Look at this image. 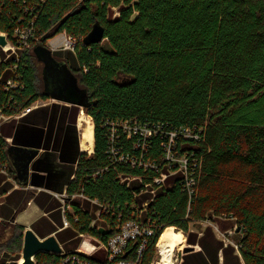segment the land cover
Segmentation results:
<instances>
[{"label":"trees","instance_id":"trees-1","mask_svg":"<svg viewBox=\"0 0 264 264\" xmlns=\"http://www.w3.org/2000/svg\"><path fill=\"white\" fill-rule=\"evenodd\" d=\"M31 21L36 38L16 73L10 61L0 62V113L7 116L47 98L37 87L41 61L35 53L46 38L66 31L83 39L97 21L105 29L99 43L79 44L76 53L54 52L87 90L84 110L95 136L94 153L81 154L67 192H83L111 209L98 218L97 207L76 200L78 220L70 219L78 236L105 241L120 215L135 212L154 230L142 264H152L166 227H176L188 243L200 246L183 254L179 264H264V0H0V32L9 40L17 25ZM13 76L16 86L7 88ZM136 126L153 130L144 161H156L159 171L108 153L115 129L120 151L139 155L135 145L144 138ZM185 129L197 135H180L176 148L188 155L192 195L185 176L171 174L163 164L164 132ZM5 147L0 137L2 161ZM160 172L168 176L155 184ZM126 176L142 180L126 182ZM207 220L221 231L234 230L233 242L220 238L211 223L201 233L191 228ZM23 229L11 228L10 253L0 264H17ZM36 259V264H58L60 256L39 253Z\"/></svg>","mask_w":264,"mask_h":264},{"label":"crops","instance_id":"crops-1","mask_svg":"<svg viewBox=\"0 0 264 264\" xmlns=\"http://www.w3.org/2000/svg\"><path fill=\"white\" fill-rule=\"evenodd\" d=\"M46 96L39 98L38 106L27 114L10 115L0 123V137L6 142L3 161L12 177L10 180L0 173V225L8 224L10 231L22 226L23 233L31 228L41 239L54 235L63 251H70L79 246L80 238L75 225L63 226L61 202L55 194L68 191L81 154L94 153L95 136L88 129L91 121L87 120L84 125L92 134L88 136L92 149H83L84 107ZM11 146L23 150L11 151ZM25 149L28 156L34 154L27 169ZM188 245L200 249L199 245ZM4 254L0 252V262Z\"/></svg>","mask_w":264,"mask_h":264},{"label":"built area","instance_id":"built-area-1","mask_svg":"<svg viewBox=\"0 0 264 264\" xmlns=\"http://www.w3.org/2000/svg\"><path fill=\"white\" fill-rule=\"evenodd\" d=\"M114 15H118V11H116ZM0 33L4 34L7 38V44L5 46H0V62L10 61L12 63V69L14 70V73H16L18 69V64L22 59V56L24 55L25 51L30 49L31 47V40L36 38L34 23L33 21H31L26 25H17L12 34L14 40H9L7 33ZM83 40L84 38H78L72 34L67 33L66 31H61L55 33L49 38H46L43 45L49 48L53 53L56 51H69L72 53H76L79 44H82L84 46H90L85 45ZM1 51L3 52L4 56ZM6 85L7 88L16 86L14 76L7 80ZM37 106L38 100L32 103L30 106L25 107L16 114H27L34 107ZM0 110L2 111L1 106ZM8 116L4 115L3 113H0V123ZM133 130L135 132L140 131V134L144 138L142 142H136L135 145L136 148H141V152L139 155L130 154V152L125 153L123 151H120V148L122 150V147L119 146V138L115 135V129L112 130L111 136L109 138L108 153L110 154V156L115 155L116 157H118L119 161H122L126 164L131 163L132 165H138L139 167H151L157 169L158 164L156 161H144V152L148 148L146 139H149L153 135V130L146 127L140 129L137 126L134 127ZM164 133L166 134L168 140L161 142L162 146L165 149L163 164H166L168 166V169L170 170L171 174L175 172H181L185 176L186 186L189 189L188 192L190 195H192V193L194 192V189L192 188L194 182L193 179L188 176L190 166L188 155L180 154L176 150V148L177 138L180 135H183L185 138L197 137V135H194L190 129H185L184 131L172 130ZM174 167H176L177 169L174 170ZM157 171H159V169H157ZM0 173L5 175L8 179L12 180L7 164L1 159ZM167 176V172H160L159 176L154 177L153 182L155 184H161L165 181ZM131 179L142 180L141 177L137 176H126L123 178V180L126 182H129V180ZM148 185V183L144 184V186ZM55 195L59 198L61 202L64 227H69L72 225L70 215L74 217L75 221L78 220V217L75 215L74 212V204L76 200H86L90 202V204L92 205L91 210H94V207H97L96 214L98 218L101 217L102 214L110 212L111 210L110 206L106 202L100 201L96 198H91L83 192L70 194L65 191L61 193H56ZM146 204L147 202L144 203V205ZM117 221L118 223L115 225L116 229L111 232L110 236L105 241L100 240L97 237H91L86 233H80L79 236L85 239L84 243L82 239L77 248L70 251L62 250V252L58 253L60 256L58 264H142L145 255V250L148 244V238L149 236L154 234V230L151 227L145 226L141 219L136 216L135 212L132 213L131 217L126 216L124 218L123 215H120ZM95 223L96 220H93L91 226H95ZM96 227L101 228L102 225H96ZM93 240H95L96 243L92 242ZM91 243L97 244V247L95 250L88 252V248L90 247ZM130 247L131 249H129ZM104 250L105 252L103 253ZM127 251H129V253L125 256ZM22 261L23 259L20 258L19 260H17L16 263L20 264V262ZM7 263L9 262L7 261Z\"/></svg>","mask_w":264,"mask_h":264},{"label":"water","instance_id":"water-1","mask_svg":"<svg viewBox=\"0 0 264 264\" xmlns=\"http://www.w3.org/2000/svg\"><path fill=\"white\" fill-rule=\"evenodd\" d=\"M105 29L100 22H95L90 32L84 38L85 45L99 43L104 39ZM7 44V38L4 34L0 33V46ZM36 56L39 61L43 63V91L44 95L51 96L66 102L85 106L88 102L87 90L79 85L78 77L75 75L69 64L63 60L58 59L54 53L44 45H39L35 49ZM10 150L19 152L23 150L21 147L11 146ZM28 149H25L27 164L25 168L29 167L32 155L28 156ZM35 150L34 153H37ZM26 183V182H25ZM103 233L108 232L100 228ZM195 246L187 245L184 247L183 252L188 253L193 251ZM62 247L54 235H50L41 239L31 228H27L23 233L22 243V259L20 264H36L35 257L41 253H60ZM129 253L126 252L125 256Z\"/></svg>","mask_w":264,"mask_h":264},{"label":"rangeland","instance_id":"rangeland-1","mask_svg":"<svg viewBox=\"0 0 264 264\" xmlns=\"http://www.w3.org/2000/svg\"><path fill=\"white\" fill-rule=\"evenodd\" d=\"M114 11V13L117 11L116 8L112 9ZM114 15V14H113ZM115 16V15H114ZM60 59V58H58ZM37 66V87H38V90L40 92L43 91V76H42V66L43 64L41 62H39L38 64H36ZM82 108H80L81 110ZM82 114H83V120H82V130H81V141H82V145H83V149H86V150H91L92 147H91V143H90V140L88 136H91L90 134L87 133V129L84 125V123L87 121L88 117L86 116H90L88 114H86V111L83 109L82 111ZM91 117V116H90ZM93 120V119H92ZM83 133V134H82ZM99 223L101 224H107L105 221L102 222L101 219L98 221ZM208 223H211L213 228L215 229L217 235L220 237V238H223L225 239L226 241H232L233 242V239H229V237H231L233 234H234V230H226V231H221L219 225L216 223V222H209L208 220L207 221H202V222H199L195 225H192V229L193 230H196V231H199L201 233V231L204 229V227L208 224ZM173 228V227H172ZM176 230H178L176 227H174ZM169 228H166L163 232L166 233L167 230ZM181 231V230H180ZM162 234V235H163ZM183 234L185 235V243L184 245L182 246V248L180 249H177L175 251V262L174 264H179L181 262V256L182 254L184 253L183 250H184V247L188 245V242H187V235L183 232ZM159 238L158 240V245H157V250H156V253H155V256H154V259H153V262L152 264H156L159 260H160V247H159V243L162 239V236ZM11 236V232L10 230H5L4 229V225H0V252L1 253H4V252H9V250H7L6 248V244L8 243L7 240L8 238ZM80 238V242L82 241V237H79ZM88 240V239H87ZM97 247V244L95 243H91L90 244V247L88 248V252H91L93 250H95ZM105 252V250L103 251V253ZM10 253V252H9ZM21 256H22V251L20 252ZM14 255V254H13ZM12 255V256H13ZM21 258V257H20ZM35 260H36V263H37V259L35 257ZM13 262V260L11 261Z\"/></svg>","mask_w":264,"mask_h":264},{"label":"bare ground","instance_id":"bare-ground-1","mask_svg":"<svg viewBox=\"0 0 264 264\" xmlns=\"http://www.w3.org/2000/svg\"><path fill=\"white\" fill-rule=\"evenodd\" d=\"M86 117H88L87 120L92 121V117ZM168 228L166 233H162L163 237L159 243L161 257L156 264H174L175 251L182 248L185 243V235L182 231L176 230L174 227Z\"/></svg>","mask_w":264,"mask_h":264}]
</instances>
